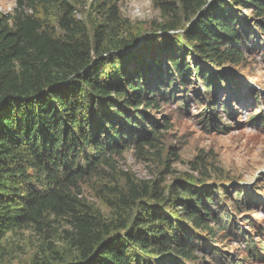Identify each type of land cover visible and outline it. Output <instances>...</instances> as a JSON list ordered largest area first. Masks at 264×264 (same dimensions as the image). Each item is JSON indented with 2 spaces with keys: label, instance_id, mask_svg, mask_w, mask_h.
I'll use <instances>...</instances> for the list:
<instances>
[{
  "label": "trees",
  "instance_id": "16d2710c",
  "mask_svg": "<svg viewBox=\"0 0 264 264\" xmlns=\"http://www.w3.org/2000/svg\"><path fill=\"white\" fill-rule=\"evenodd\" d=\"M154 6L159 23L146 33L121 17L116 0H15L13 14L0 16V254L10 234L49 232L61 221L75 251L65 264H241L217 247L230 238L241 240L244 263L262 256L244 229L256 230L253 222L237 217L250 201L235 190L228 215L205 160L195 159L189 165L196 174L171 186L163 185L166 164L151 182L124 175L116 187L115 161L123 153L165 159L168 119L152 113L180 88L190 91L196 76L204 89L188 93L216 105L220 83L233 93L224 70L245 63L247 44L264 46V0ZM84 9L89 24L77 19ZM186 97L174 98L187 107ZM204 107L199 116L214 131L220 125ZM167 156L168 163L178 160L174 150ZM87 183L107 184L100 188L109 196L108 216L79 198Z\"/></svg>",
  "mask_w": 264,
  "mask_h": 264
},
{
  "label": "rangeland",
  "instance_id": "374dc122",
  "mask_svg": "<svg viewBox=\"0 0 264 264\" xmlns=\"http://www.w3.org/2000/svg\"><path fill=\"white\" fill-rule=\"evenodd\" d=\"M116 1L121 17L136 29H141L143 33L148 31L151 23H159V13L154 6V0ZM14 8L15 0H0V16L12 15ZM86 11L80 10L76 15L77 19L89 24ZM242 15L246 17L247 25L254 29L257 21L253 14L245 10L242 11ZM258 36L260 37L259 32ZM261 46L262 43L253 47L247 44V50H242L245 63L238 67L229 66L228 70H224L228 74L227 82L232 84L233 93L227 91L226 84L220 83L221 91L214 97L216 105L210 102L208 96L201 94V99H197L193 93H188L204 89L202 81L196 76L191 79L190 91L187 92L185 89L181 91L180 88V91L175 92L169 105L161 108L159 114L152 113L156 119L160 117L168 119L169 129L164 131L162 142L165 159L160 160L161 164L154 162V159L137 158L134 151L123 153L115 161L114 177L118 188H122L125 183L124 175H129L137 183L151 182L158 178L159 174L165 173L166 164L169 165V172L164 175L163 185L166 187L171 186L174 180L184 178L185 175L196 174L189 165L194 163L195 159L205 160L208 163V170L213 174L217 170L212 169L214 166L217 167L222 176L226 177V180H220V176L210 174L211 185L220 189V192L217 191L220 203L229 204L227 214H233L230 200L235 199V190L242 191L241 196L250 201V207L243 208V213L237 216L238 221L242 223L244 217L250 218L253 229L256 230L248 227L244 229L252 232L249 234L254 245L263 249L260 258H250V262L244 263L249 256L240 252L244 249L240 239L230 238L217 244V247L226 251L231 258L243 260L241 264H264V46L263 48ZM235 93V96L232 95ZM183 95L187 96L184 99L187 107L177 105L179 98H174ZM252 98H255L253 101L257 103L252 102ZM205 105L208 107L207 112L213 115L214 121L220 125L214 131L206 126L199 116ZM178 107L182 112L176 111ZM254 118L255 122H252L251 119ZM165 119L163 118L164 121ZM170 150L176 152L178 160L169 157L168 163L166 157ZM104 185L107 184L103 183V186L82 184V194L79 198L94 210L108 216L111 210L104 204V199L109 198L106 190L101 191ZM222 186L228 190L227 195L223 192ZM240 222L237 223L240 225ZM54 225L53 230L49 232L39 233L28 228L10 234L2 244L0 264H65L73 260L75 251L63 237L67 224L60 221ZM208 244L214 246L210 242Z\"/></svg>",
  "mask_w": 264,
  "mask_h": 264
},
{
  "label": "bare ground",
  "instance_id": "6f19581e",
  "mask_svg": "<svg viewBox=\"0 0 264 264\" xmlns=\"http://www.w3.org/2000/svg\"><path fill=\"white\" fill-rule=\"evenodd\" d=\"M245 102V101H244Z\"/></svg>",
  "mask_w": 264,
  "mask_h": 264
}]
</instances>
